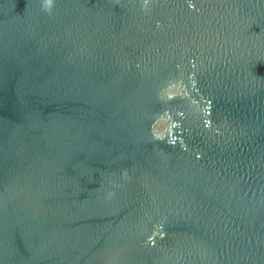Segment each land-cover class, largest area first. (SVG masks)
Here are the masks:
<instances>
[{
  "label": "water",
  "instance_id": "1",
  "mask_svg": "<svg viewBox=\"0 0 264 264\" xmlns=\"http://www.w3.org/2000/svg\"><path fill=\"white\" fill-rule=\"evenodd\" d=\"M0 264H264V0H0Z\"/></svg>",
  "mask_w": 264,
  "mask_h": 264
}]
</instances>
